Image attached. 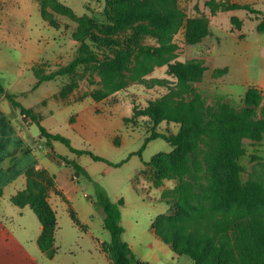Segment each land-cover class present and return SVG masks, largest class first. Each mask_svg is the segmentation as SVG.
Masks as SVG:
<instances>
[{"label": "rangeland", "instance_id": "obj_1", "mask_svg": "<svg viewBox=\"0 0 264 264\" xmlns=\"http://www.w3.org/2000/svg\"><path fill=\"white\" fill-rule=\"evenodd\" d=\"M210 1L0 0L1 82L33 108L51 132L70 137L74 146L119 162L139 151L152 130L178 132L180 111L203 119L190 150L175 152L161 137L148 141L143 160L167 154L164 171L145 164L138 153L115 166L79 155L60 140L48 141L30 116L0 94V115L7 116L17 132L23 131L22 148L34 144L47 156L54 150L91 173L89 178L73 170L69 177L78 188L75 204L80 210L103 211L93 202L99 189L114 200L123 199L128 240L148 241L152 222L158 221L169 236L176 228L183 237L217 242L223 224L241 216L237 210L215 205L220 194L216 170L225 137L209 113L224 105L242 106L247 88L264 84V32L257 29L264 0H231L249 3L260 14ZM233 16L243 21L242 27L233 24ZM197 19L207 23L209 33L192 42L187 29ZM87 49L93 60L59 72ZM177 61L202 64L204 73L198 80H183L169 68ZM35 69L40 76L53 78L38 83ZM155 105L164 115L156 125L150 114ZM253 118L262 115L258 111ZM242 143L244 153L238 159L242 181L264 187V134L244 137ZM57 155V163L72 166ZM13 193L8 189L0 198V264H113L97 240L109 232L105 236L93 225V233L86 234L54 190L49 194L58 214V251L48 258L36 242L42 227L38 216L30 206L14 204ZM149 244L156 251L150 254L153 264H193L186 253L175 251L178 258L173 262L163 255L162 246Z\"/></svg>", "mask_w": 264, "mask_h": 264}, {"label": "trees", "instance_id": "obj_2", "mask_svg": "<svg viewBox=\"0 0 264 264\" xmlns=\"http://www.w3.org/2000/svg\"><path fill=\"white\" fill-rule=\"evenodd\" d=\"M217 0H211L215 2ZM220 4L229 9H244L252 13L260 14V10L254 8L249 3L233 2L231 0H219ZM214 4V3H213ZM219 4V3H218ZM171 11L170 7H166ZM172 12V11H171ZM111 15V11H107ZM120 16L125 13L118 12ZM43 15V11H42ZM44 16V15H43ZM45 17V16H44ZM115 20L117 16H113ZM259 22L257 29L264 31V15L257 17ZM233 24L240 28L243 21L238 16L232 17ZM208 25L202 19L192 20L188 26L187 34L192 42L200 40L207 35ZM87 48V47H86ZM93 60L91 51L87 49L85 53L75 57L68 65L62 68L60 73L73 71L78 65ZM170 70L183 80H198L204 73L205 67L197 62H172ZM38 83L52 79V75H41L35 69ZM0 94H4L11 102L13 107L20 109L22 114L30 116L38 125L43 136L48 141L60 140L65 143L71 151L77 154H89L95 160H104L115 166L121 165L132 154L138 153L142 158V152L148 141L161 137L173 146L174 151L192 148V138L199 134L203 127V119L192 117L187 111H180L182 126L176 133H166L152 130L146 138V142L137 152L131 153L126 159L113 162L101 155L94 153L90 149L78 148L73 145L70 137L62 133L51 132L39 119L38 114L33 108L27 107L16 98V95L9 92L0 80ZM264 95L263 90L257 85H250L247 88L244 104L234 108L224 105L220 111L209 113L210 121L219 126L224 134L222 143V155L216 170V179L219 186V197L216 200V207L230 211L232 209L240 212V217L230 225L223 224L224 232L220 241L215 242L212 238L200 239L195 237H183L176 228L173 229L171 236L159 224L158 221L152 222L155 229L163 240L179 253H186L193 260V264H264V187L255 181L244 183L241 178L242 167L238 159L244 153L242 139L247 136L259 138L264 134ZM262 115L261 119H254L257 112ZM150 114L154 119L155 125L158 124L164 115L161 109L155 105L151 108ZM53 147L52 144H50ZM57 155L53 150L51 153ZM61 160L71 164L77 175L84 174L92 178L91 173L76 160L69 159L62 155H57ZM167 154L161 153L153 156L151 161H144L145 164L155 166L158 170L164 171L167 167L164 158ZM27 185L11 197V200L19 205H29L38 216L42 227L37 237V246L40 251L48 258H54L58 248L55 243L56 232L58 229L57 211L49 200V191L54 188L58 192L55 176L47 169H37L31 166L26 170ZM1 191V189H0ZM93 202L102 206L106 213L104 227L111 233V239L102 242V249L110 258L113 264H148L136 256L130 243L125 239L126 228L123 224L122 203L123 199L114 200L103 190H98ZM71 216L75 223L81 224L74 210L71 208ZM230 226V229L228 228ZM230 230V232H229Z\"/></svg>", "mask_w": 264, "mask_h": 264}, {"label": "crops", "instance_id": "obj_3", "mask_svg": "<svg viewBox=\"0 0 264 264\" xmlns=\"http://www.w3.org/2000/svg\"><path fill=\"white\" fill-rule=\"evenodd\" d=\"M251 85H257L258 87H260L263 90V95H264V88H263L264 84L254 83ZM24 138L25 136L23 134V131L18 130L17 132L15 130V127L8 120L7 116L0 115V189H1L0 198L2 195L6 194L8 189L15 191V193L10 194V198H11L18 191L26 187L27 185L26 170L29 167L35 166L37 169L42 167L46 168L51 174L55 176V180L59 192L54 188H52L51 190H54L58 195L61 196V198L64 200L62 202H65L69 207L70 214H71V208L74 210L76 216L78 217L81 223L80 225L85 226V229H87L86 234L93 233V228H92L93 225H95L99 230H104L103 234H105V236H106L105 232H109L107 233V238L106 237L100 238L99 236H97L99 249L103 251L101 246L102 242L111 239L110 231L104 227V218L106 215L104 210L103 211L101 210L97 214L95 213V210L92 209L80 210V208L75 204V201L77 200L76 192L78 188H76L75 185L71 183L69 179L72 171L74 170L73 166L69 167L66 164L63 165L61 163H57L58 161L55 160L53 154L47 156L46 153H40L36 149L34 144L22 148L24 144ZM22 186L24 188H20ZM49 200H50V194H49ZM123 222H124V218H123ZM124 226L126 228L125 231V235H126L128 228L126 227V225ZM149 234L150 236L148 238L149 239L148 241H144L143 239L140 238H134V240H128L125 237V239L130 243L132 250L134 251V253L138 258L147 262L148 264H153L152 260L150 259V254L151 252L155 253L156 251H153L154 250L153 246L150 245L149 243L155 241L159 246H162L164 248L165 252L163 253V255L164 254L165 256L169 255L171 261L173 262L177 260L178 257H176L177 254L175 250L171 247L169 243L165 242L159 234H157V232L153 227L150 228ZM88 250L93 251L91 248H88ZM103 253L107 256V254L104 251ZM186 262L188 264H191L190 261H186Z\"/></svg>", "mask_w": 264, "mask_h": 264}, {"label": "built area", "instance_id": "obj_4", "mask_svg": "<svg viewBox=\"0 0 264 264\" xmlns=\"http://www.w3.org/2000/svg\"><path fill=\"white\" fill-rule=\"evenodd\" d=\"M24 115H26V114H24Z\"/></svg>", "mask_w": 264, "mask_h": 264}]
</instances>
